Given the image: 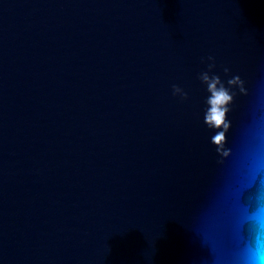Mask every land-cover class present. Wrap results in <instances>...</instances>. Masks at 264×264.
Listing matches in <instances>:
<instances>
[{
    "label": "water",
    "instance_id": "1",
    "mask_svg": "<svg viewBox=\"0 0 264 264\" xmlns=\"http://www.w3.org/2000/svg\"><path fill=\"white\" fill-rule=\"evenodd\" d=\"M262 126L264 0H0V264H228Z\"/></svg>",
    "mask_w": 264,
    "mask_h": 264
},
{
    "label": "clouds",
    "instance_id": "2",
    "mask_svg": "<svg viewBox=\"0 0 264 264\" xmlns=\"http://www.w3.org/2000/svg\"><path fill=\"white\" fill-rule=\"evenodd\" d=\"M208 59L214 60L212 56ZM212 66L214 64L210 68ZM200 79L211 83V96L208 99L211 111L208 114L216 117L213 126L223 125L227 130L225 115L234 94L220 85L217 78L210 81L207 73L202 74ZM238 83V78L229 81V84ZM172 94L183 100L188 99L187 92L177 85H173ZM212 197L221 224L246 229L241 243L228 258V264H264V126L244 146L234 178L214 189Z\"/></svg>",
    "mask_w": 264,
    "mask_h": 264
},
{
    "label": "snow or ice",
    "instance_id": "3",
    "mask_svg": "<svg viewBox=\"0 0 264 264\" xmlns=\"http://www.w3.org/2000/svg\"><path fill=\"white\" fill-rule=\"evenodd\" d=\"M214 119H216V117H214ZM219 139V138H218ZM262 243H264V241H262Z\"/></svg>",
    "mask_w": 264,
    "mask_h": 264
}]
</instances>
